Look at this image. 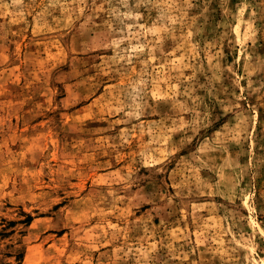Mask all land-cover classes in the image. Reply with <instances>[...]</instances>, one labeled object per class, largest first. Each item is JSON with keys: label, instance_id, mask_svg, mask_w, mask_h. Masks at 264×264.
<instances>
[{"label": "rangeland", "instance_id": "1", "mask_svg": "<svg viewBox=\"0 0 264 264\" xmlns=\"http://www.w3.org/2000/svg\"><path fill=\"white\" fill-rule=\"evenodd\" d=\"M0 264H264V0H0Z\"/></svg>", "mask_w": 264, "mask_h": 264}]
</instances>
